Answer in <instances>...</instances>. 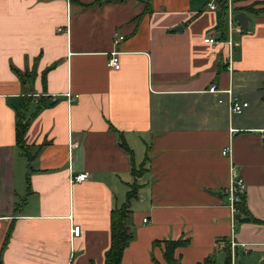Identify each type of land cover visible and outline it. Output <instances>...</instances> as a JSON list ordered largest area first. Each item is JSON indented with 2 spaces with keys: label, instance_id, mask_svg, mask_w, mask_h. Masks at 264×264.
Wrapping results in <instances>:
<instances>
[{
  "label": "crops",
  "instance_id": "0c3cea01",
  "mask_svg": "<svg viewBox=\"0 0 264 264\" xmlns=\"http://www.w3.org/2000/svg\"><path fill=\"white\" fill-rule=\"evenodd\" d=\"M226 1L228 18L261 10L245 11L246 31L227 20L223 38L218 0H0V264H105L111 211L135 180L121 264H168L155 242L180 238L181 264H219L228 244L231 264H264V0ZM214 82L249 106L230 112ZM232 164L246 181L236 220Z\"/></svg>",
  "mask_w": 264,
  "mask_h": 264
},
{
  "label": "trees",
  "instance_id": "16d2710c",
  "mask_svg": "<svg viewBox=\"0 0 264 264\" xmlns=\"http://www.w3.org/2000/svg\"><path fill=\"white\" fill-rule=\"evenodd\" d=\"M99 2H112V1H125V0H98ZM146 3V10L148 11L150 9L151 0H144ZM218 3L220 5L221 9V23L219 24V29L222 32V37H225L226 28H227V13H228V5L226 0H218ZM238 10H245L250 12L251 10L256 11L257 13L261 10L254 9L252 5L249 6H243L237 8ZM43 104H40L38 106V109L41 108ZM20 113V112H19ZM19 121L17 123L16 128V139H17V145L23 152V154L29 156L31 158V153L28 151L29 147L26 142V135L29 127V120L26 118L23 113L19 114ZM124 146L130 151V148L125 145ZM30 153V154H29ZM29 154V155H28ZM148 159V156H146V160ZM145 160V162H146ZM145 163L143 162L140 166V168L133 167L132 171L135 176H139L143 173L145 170ZM131 188L127 192L126 201L121 206H116L111 211V245L109 249L106 251V258H105V264H121L123 254L125 251V248L129 244V242L133 239L134 233L131 230V226L129 224L130 221V215L132 213L131 209V203L133 198L137 197L140 185L135 180L133 183H131ZM244 201L240 205V215H243L244 212ZM246 211V210H245ZM10 236V231L8 232L7 239ZM188 240L186 239H177V240H171V239H165V240H158L155 242V244H164V251L163 255L165 258V261L168 264H181L179 259L175 257V251L178 247L185 245ZM226 258L223 264H231V249L230 245H225L224 247ZM205 264H217L215 256L211 255L205 258L204 260ZM155 264H162L161 262L156 260Z\"/></svg>",
  "mask_w": 264,
  "mask_h": 264
},
{
  "label": "built area",
  "instance_id": "2783aa9c",
  "mask_svg": "<svg viewBox=\"0 0 264 264\" xmlns=\"http://www.w3.org/2000/svg\"><path fill=\"white\" fill-rule=\"evenodd\" d=\"M208 5L212 9L216 8V5L212 2H209ZM233 22H237V21L234 19V14L230 10L228 23L231 26ZM62 29L63 28H61V27L59 28V30H62ZM230 31H231V28H230ZM113 38H114L115 42H119L120 40H122L124 38V35L119 34V32H114ZM204 40H205V42L211 43L213 45L217 44L219 42L218 39H216L214 37H210V36L206 37ZM108 65L114 69L120 68L121 63H120L118 51L114 50L111 52L109 60H108ZM209 91L213 92V93H219L221 91L228 93V103H229L230 112L241 113V112H243V110L247 106H249L248 100L233 94V91L231 88H228L226 90L220 89V87L218 86V84L216 82L212 83L209 86ZM66 95H67L68 99H74L75 97L79 96V95H75V97H73L70 92H68ZM55 97H56V95H54V98ZM219 101L222 102L223 99H220ZM222 153L224 155H230L231 156V153H232L231 146L225 147L222 150ZM233 170H234V166L232 164L231 171H230V180H229L228 185L225 187L224 192H225V196H226V203L230 207L231 212H232V218H233V220H236L237 216L241 212L240 211V205H241V203H243V201L245 199L246 181L242 176L236 177L233 174ZM88 177H89V173L83 172V173H80V174H77L76 176H74L72 180L82 182L84 180H87ZM147 221H148V218H145L144 222H147ZM80 230H81L80 225H75L72 227V232L75 235H79ZM233 245H235V244L232 243V246Z\"/></svg>",
  "mask_w": 264,
  "mask_h": 264
},
{
  "label": "water",
  "instance_id": "95a60500",
  "mask_svg": "<svg viewBox=\"0 0 264 264\" xmlns=\"http://www.w3.org/2000/svg\"><path fill=\"white\" fill-rule=\"evenodd\" d=\"M234 19L241 25L244 30L249 28L250 17L247 15L245 11H238L234 14ZM178 29V28H175ZM240 221L250 220V217H241Z\"/></svg>",
  "mask_w": 264,
  "mask_h": 264
},
{
  "label": "rangeland",
  "instance_id": "374dc122",
  "mask_svg": "<svg viewBox=\"0 0 264 264\" xmlns=\"http://www.w3.org/2000/svg\"><path fill=\"white\" fill-rule=\"evenodd\" d=\"M235 26H236V25H235ZM244 31H246V30H244ZM224 258H225L224 253H221L220 257L218 258V261L220 262L219 264H221V262L224 261Z\"/></svg>",
  "mask_w": 264,
  "mask_h": 264
}]
</instances>
